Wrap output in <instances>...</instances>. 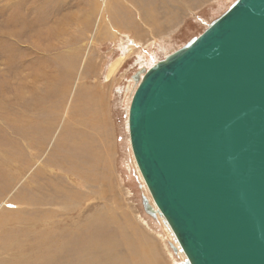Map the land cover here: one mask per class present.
<instances>
[{
    "label": "rangeland",
    "instance_id": "rangeland-1",
    "mask_svg": "<svg viewBox=\"0 0 264 264\" xmlns=\"http://www.w3.org/2000/svg\"><path fill=\"white\" fill-rule=\"evenodd\" d=\"M235 1L0 0V264H138L141 240L189 264L131 149L130 76Z\"/></svg>",
    "mask_w": 264,
    "mask_h": 264
},
{
    "label": "water",
    "instance_id": "water-1",
    "mask_svg": "<svg viewBox=\"0 0 264 264\" xmlns=\"http://www.w3.org/2000/svg\"><path fill=\"white\" fill-rule=\"evenodd\" d=\"M130 78L131 149L189 264H264V0Z\"/></svg>",
    "mask_w": 264,
    "mask_h": 264
},
{
    "label": "bare ground",
    "instance_id": "bare-ground-1",
    "mask_svg": "<svg viewBox=\"0 0 264 264\" xmlns=\"http://www.w3.org/2000/svg\"><path fill=\"white\" fill-rule=\"evenodd\" d=\"M104 1H106V0H104ZM145 1V0H144ZM107 3V2H106ZM148 3V2H147ZM105 5V4H104ZM153 8H155V7H153ZM99 9V8H98ZM116 10V9H115ZM154 10V9H153ZM158 10V9H157ZM140 11H142V10H140ZM143 13V12H142ZM147 17V16H146ZM122 62V61H121ZM121 62L119 63V65L121 64ZM118 65V66H119ZM118 68V67H117ZM116 68V69H117ZM116 69L114 70V72L116 71ZM112 73V75H114L115 73ZM142 74V73H141ZM110 77H112V76H110ZM140 242H143V243H141V244H132L131 245V249L133 250V251H137L140 255L138 256V260H137V263L139 264H152V259H153V255H154V253L152 252V247L153 246H151L150 244H148L146 241H143V240H141ZM95 243V242H94ZM90 245V244H89ZM92 246H94V245H92ZM99 246V245H98ZM90 247V246H89ZM22 249H23V247H22ZM102 249H104V248H102ZM24 250V249H23ZM89 250H91L90 248H89ZM156 250V249H155ZM21 251V250H20ZM141 251V252H140ZM143 255V256H142ZM136 257V256H135ZM147 257V258H146ZM46 262H48L49 260H48V256H46ZM90 261V260H89ZM80 263V262H79ZM82 263V262H81ZM123 264V263H122Z\"/></svg>",
    "mask_w": 264,
    "mask_h": 264
},
{
    "label": "crops",
    "instance_id": "crops-1",
    "mask_svg": "<svg viewBox=\"0 0 264 264\" xmlns=\"http://www.w3.org/2000/svg\"><path fill=\"white\" fill-rule=\"evenodd\" d=\"M122 64V63H121Z\"/></svg>",
    "mask_w": 264,
    "mask_h": 264
}]
</instances>
